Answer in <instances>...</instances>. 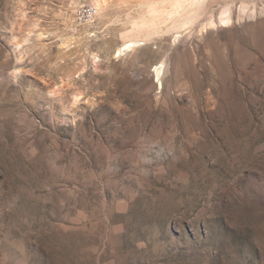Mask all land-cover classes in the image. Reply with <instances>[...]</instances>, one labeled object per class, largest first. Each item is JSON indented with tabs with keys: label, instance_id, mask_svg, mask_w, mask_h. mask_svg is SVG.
Segmentation results:
<instances>
[{
	"label": "rangeland",
	"instance_id": "374dc122",
	"mask_svg": "<svg viewBox=\"0 0 264 264\" xmlns=\"http://www.w3.org/2000/svg\"><path fill=\"white\" fill-rule=\"evenodd\" d=\"M74 1L0 0V264H264V0Z\"/></svg>",
	"mask_w": 264,
	"mask_h": 264
},
{
	"label": "bare ground",
	"instance_id": "6f19581e",
	"mask_svg": "<svg viewBox=\"0 0 264 264\" xmlns=\"http://www.w3.org/2000/svg\"><path fill=\"white\" fill-rule=\"evenodd\" d=\"M93 3H94V5L97 7V14H99V12L100 13H102L103 12V9H104V7H105V0H91ZM73 2H74V4L76 3V1H74L73 0ZM73 2H72V4H73ZM79 3V2H78ZM70 6H72V5H70ZM69 10V9H68ZM73 10H75V8L73 9ZM69 13V12H68ZM67 15V14H66ZM69 17V16H68ZM67 17V18H68ZM95 18H96V16L91 20V21H89L88 23H87V25H92L93 23H94V21H95ZM70 20H71V22L74 24V19H73V17L72 18H69ZM68 19V20H69ZM67 20V21H68ZM69 20V21H70ZM70 23V22H69ZM68 25V24H67ZM71 25V24H70ZM90 34H91V32H89ZM82 36V35H81ZM139 42L138 41H131V42H125V43H123V44H121L120 46H118V48L116 49V51H115V53H116V55L117 56H120L121 54H123L124 53V51L126 50V49H128V48H131V47H135V46H138L139 44H138ZM95 55V54H94ZM98 56L97 55H95V59L97 58ZM160 68V67H159ZM159 68L158 67H156L155 68V71H156V73H157V79L160 81V79H159V75H160V70H159ZM160 86H162V84H161V82H160Z\"/></svg>",
	"mask_w": 264,
	"mask_h": 264
},
{
	"label": "built area",
	"instance_id": "2783aa9c",
	"mask_svg": "<svg viewBox=\"0 0 264 264\" xmlns=\"http://www.w3.org/2000/svg\"><path fill=\"white\" fill-rule=\"evenodd\" d=\"M97 7L91 3H84L78 8L77 16L81 22H87L97 15Z\"/></svg>",
	"mask_w": 264,
	"mask_h": 264
}]
</instances>
